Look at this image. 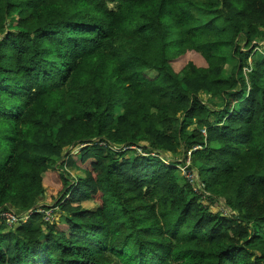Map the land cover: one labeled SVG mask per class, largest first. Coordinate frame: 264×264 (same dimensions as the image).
Returning <instances> with one entry per match:
<instances>
[{"label": "trees", "instance_id": "1", "mask_svg": "<svg viewBox=\"0 0 264 264\" xmlns=\"http://www.w3.org/2000/svg\"><path fill=\"white\" fill-rule=\"evenodd\" d=\"M50 191L0 264H264V0H0V209Z\"/></svg>", "mask_w": 264, "mask_h": 264}, {"label": "rangeland", "instance_id": "2", "mask_svg": "<svg viewBox=\"0 0 264 264\" xmlns=\"http://www.w3.org/2000/svg\"><path fill=\"white\" fill-rule=\"evenodd\" d=\"M110 5H112V3H110ZM192 13L195 15V16H200L202 19H207L209 14H208V11L205 10V9H202V8H198V7H193L192 8ZM231 62V61H230ZM230 62H227L223 65V72L225 75H229L230 74V70H231V64ZM245 71V69L243 70V72ZM200 96L202 97V99L204 101H207V97L205 94H202L200 93ZM211 100H213V102H219L220 101V98L219 97H216V98H213L211 97ZM121 111V108L120 106H117L116 108V112H120ZM124 146V145H123ZM122 146V147H123ZM125 146H130V145H125ZM79 147L80 145L79 144H76L75 146H69L66 151H69L71 150V152L73 154H76L78 151H79ZM119 146H116L114 147L112 145V150L115 152L117 150H124L123 148L122 149H118ZM139 147V146H138ZM130 149H134L135 153L137 154H140L138 153V150L135 149V148H132V147H129ZM147 155H150V156H157L159 157L160 160L163 161V163L165 164H170V165H173L177 168V176H178V179L180 182H183L185 180H187L185 174H184V171L182 169V166L183 164L186 162V159H184V157L182 156L183 154L178 151L176 154L172 155V156H168L167 158H165L163 155L164 154H158L157 153H152V152H148ZM59 163V162H58ZM66 170L68 171L70 177L74 178V177H77L79 176L78 174H80L81 172H79L77 169L73 168V167H66ZM191 172L193 173V177H195L196 179V182L200 181L199 178H198V172L196 169H192ZM198 192V191H196ZM201 192V191H200ZM46 197L43 198V199H39L37 202L38 204L34 207H38L39 209H42L44 211H46V214L49 218H52V220H55V221H60L61 219H63L65 217L64 213H62L60 211V209L58 208V205H56V200H55V197L54 195L56 193H54V191H50V192H46ZM204 195H206L207 193L204 192L202 193ZM68 196L66 195L64 198H67ZM203 197V196H202ZM205 198V197H204ZM81 205L85 208H89V209H95L96 207V203L94 201H90V200H86L85 202H82ZM13 210V212H15L16 214H20L22 211H18L17 208H11ZM43 220V219H42Z\"/></svg>", "mask_w": 264, "mask_h": 264}, {"label": "built area", "instance_id": "3", "mask_svg": "<svg viewBox=\"0 0 264 264\" xmlns=\"http://www.w3.org/2000/svg\"><path fill=\"white\" fill-rule=\"evenodd\" d=\"M204 132V131H203ZM98 141V140H97ZM88 143H84L81 145H86ZM98 144L104 147H110L112 149V144H109L105 141H98ZM139 146V147H138ZM129 147L135 148L138 150V153L142 155H147V153L144 151V149L140 145H131V146H123V149H127ZM196 148V147H195ZM194 148V149H195ZM155 154V152H152ZM190 154V153H189ZM190 155L187 156L186 162L183 164L182 169L184 171V174L187 178V180L194 185V190L198 192H205V186L204 183L201 181L196 182L195 177H193V173L191 172L192 169H189L188 166L190 164ZM38 212L41 213L42 219L43 220H52V218H49L46 214V211L39 209L38 207H33L30 210L26 212H21L20 214H16L13 212L11 208L7 209H0V219L3 220L7 226H12L18 224L20 221L25 222L28 216L31 213Z\"/></svg>", "mask_w": 264, "mask_h": 264}, {"label": "water", "instance_id": "4", "mask_svg": "<svg viewBox=\"0 0 264 264\" xmlns=\"http://www.w3.org/2000/svg\"><path fill=\"white\" fill-rule=\"evenodd\" d=\"M17 225V224H16ZM41 237H42V235H41Z\"/></svg>", "mask_w": 264, "mask_h": 264}, {"label": "crops", "instance_id": "5", "mask_svg": "<svg viewBox=\"0 0 264 264\" xmlns=\"http://www.w3.org/2000/svg\"><path fill=\"white\" fill-rule=\"evenodd\" d=\"M83 202H85V201H83Z\"/></svg>", "mask_w": 264, "mask_h": 264}]
</instances>
